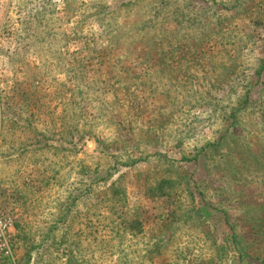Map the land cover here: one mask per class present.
I'll use <instances>...</instances> for the list:
<instances>
[{"label":"rangeland","instance_id":"1","mask_svg":"<svg viewBox=\"0 0 264 264\" xmlns=\"http://www.w3.org/2000/svg\"><path fill=\"white\" fill-rule=\"evenodd\" d=\"M0 213V264H264V0H0Z\"/></svg>","mask_w":264,"mask_h":264},{"label":"built area","instance_id":"2","mask_svg":"<svg viewBox=\"0 0 264 264\" xmlns=\"http://www.w3.org/2000/svg\"><path fill=\"white\" fill-rule=\"evenodd\" d=\"M12 227V220L8 215L0 213V254L8 257L11 254L6 235Z\"/></svg>","mask_w":264,"mask_h":264},{"label":"trees","instance_id":"3","mask_svg":"<svg viewBox=\"0 0 264 264\" xmlns=\"http://www.w3.org/2000/svg\"><path fill=\"white\" fill-rule=\"evenodd\" d=\"M163 184H166V181L162 182Z\"/></svg>","mask_w":264,"mask_h":264}]
</instances>
